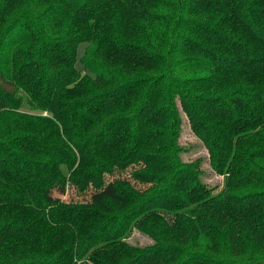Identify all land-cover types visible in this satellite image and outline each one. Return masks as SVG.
<instances>
[{"label":"trees","instance_id":"trees-1","mask_svg":"<svg viewBox=\"0 0 264 264\" xmlns=\"http://www.w3.org/2000/svg\"><path fill=\"white\" fill-rule=\"evenodd\" d=\"M0 264H264V0H0Z\"/></svg>","mask_w":264,"mask_h":264},{"label":"rangeland","instance_id":"rangeland-1","mask_svg":"<svg viewBox=\"0 0 264 264\" xmlns=\"http://www.w3.org/2000/svg\"><path fill=\"white\" fill-rule=\"evenodd\" d=\"M185 125L182 128L181 136H180V142L187 151L184 152L183 157L185 159H194L196 157L202 158V169H203V179H205L210 186H215L218 189H221L224 184V179L222 175H219L215 172H213L210 169V164L208 162V153L207 148L204 146L202 141L191 131L187 118H184ZM60 196L64 198L67 201H85L90 198V195L87 196L82 193H78L71 187H67V190L65 193H62L61 189L59 187L54 188L51 193H49V196ZM129 240L132 242H139L144 243L148 241V239L140 234L137 231H133L132 235L129 237Z\"/></svg>","mask_w":264,"mask_h":264}]
</instances>
